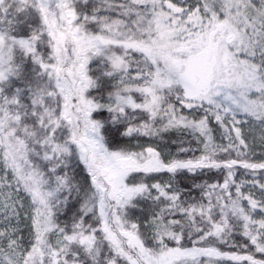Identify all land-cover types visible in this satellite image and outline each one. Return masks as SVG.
Here are the masks:
<instances>
[{
	"label": "snow or ice",
	"instance_id": "snow-or-ice-1",
	"mask_svg": "<svg viewBox=\"0 0 264 264\" xmlns=\"http://www.w3.org/2000/svg\"><path fill=\"white\" fill-rule=\"evenodd\" d=\"M0 264H264V0H0Z\"/></svg>",
	"mask_w": 264,
	"mask_h": 264
},
{
	"label": "trees",
	"instance_id": "trees-1",
	"mask_svg": "<svg viewBox=\"0 0 264 264\" xmlns=\"http://www.w3.org/2000/svg\"><path fill=\"white\" fill-rule=\"evenodd\" d=\"M141 142H147L146 140H141ZM254 159H257V158H254ZM239 174H244V175H248V176H251L250 174H246L245 171L243 169H239L236 173V179H237V176ZM205 179H209L210 181H215V180H219V181H222L223 179V173H219V172H212L210 173L207 177H204ZM195 194V193H194ZM63 219V217H62ZM29 223L30 222H25L24 225L21 227L23 229V235L25 237V239L27 240V237H28V233H29ZM237 239H240L239 237H237Z\"/></svg>",
	"mask_w": 264,
	"mask_h": 264
},
{
	"label": "rangeland",
	"instance_id": "rangeland-1",
	"mask_svg": "<svg viewBox=\"0 0 264 264\" xmlns=\"http://www.w3.org/2000/svg\"><path fill=\"white\" fill-rule=\"evenodd\" d=\"M217 135H219V133H217ZM254 158H257V159L260 158V149L259 148L257 149V154H256V156ZM256 178H260V177L257 176ZM250 179H252V176H248V175H244V174H239L237 176V181H239V180L247 181V180H250ZM25 222H29V221H22L21 224H20V227H22Z\"/></svg>",
	"mask_w": 264,
	"mask_h": 264
}]
</instances>
